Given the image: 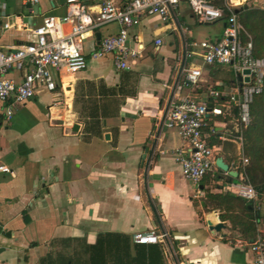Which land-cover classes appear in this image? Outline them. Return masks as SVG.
<instances>
[{
    "label": "crops",
    "instance_id": "0c3cea01",
    "mask_svg": "<svg viewBox=\"0 0 264 264\" xmlns=\"http://www.w3.org/2000/svg\"><path fill=\"white\" fill-rule=\"evenodd\" d=\"M66 1L0 0V50L34 41L44 16L66 14ZM224 27L225 20L199 22L182 0L167 20L143 14L130 28L128 43L143 46L130 70H117L109 56L89 58L84 70L59 73L55 92L15 105L11 118L0 102V165L12 171L0 172V264L250 263L249 242L220 209L203 206L208 193L239 196L245 185L238 110L225 97L223 114L210 115L204 128L216 159L238 175L216 167L198 185L183 176L174 150L185 143L166 126L172 102L209 101V89L228 93L238 84L230 66L204 63L194 46L218 41ZM118 30L116 23L97 28L85 53ZM193 67L201 70L197 85L185 80ZM22 76L8 74L16 82ZM219 221L223 229H209ZM256 225V238L264 236V220ZM150 230L167 236L133 240Z\"/></svg>",
    "mask_w": 264,
    "mask_h": 264
},
{
    "label": "built area",
    "instance_id": "2783aa9c",
    "mask_svg": "<svg viewBox=\"0 0 264 264\" xmlns=\"http://www.w3.org/2000/svg\"><path fill=\"white\" fill-rule=\"evenodd\" d=\"M37 1V0H33ZM182 0H128L119 5L116 0H67L64 16L47 15L41 25L33 30L35 40L20 45L10 51L0 50V102L7 104L5 115L11 118L14 107L40 92H55L57 75L61 72L74 74L88 66L89 58L111 57L114 67L130 70L137 59L142 57L143 46L128 43L130 28L139 23L143 14L157 15L162 20L170 18L171 13ZM201 23H212L225 18L222 37L218 41L203 40L194 43L200 49L198 55L206 64L228 65L236 75L249 76V82L238 81L231 92L223 93L211 88L209 101H201L185 96L172 102L166 113V126L176 130L184 146L174 150L183 176L198 185L215 168L214 148L203 131L210 115L223 114L221 102L224 98L238 110V127L243 133L250 124V106L263 91L264 57L253 55L251 39L243 40L245 28L238 21L234 9L246 0H185ZM227 11L229 14H227ZM116 23V34L101 38L92 51L85 53L83 42L94 31L106 24ZM69 24L65 30L64 25ZM7 27L8 24H5ZM157 45L161 43L158 40ZM249 69V74L243 70ZM23 71L21 81L9 78L10 71ZM201 70L193 67L185 75L187 84L197 85ZM59 103V100H54ZM211 105V106H210ZM242 164L248 163L242 147ZM0 172L12 173L6 165H0ZM245 184V183H244ZM239 196L253 202L256 191L250 185H241ZM167 234L155 230L137 232L133 240L141 244H154ZM253 258L249 264H264V238L257 237L251 244Z\"/></svg>",
    "mask_w": 264,
    "mask_h": 264
},
{
    "label": "trees",
    "instance_id": "16d2710c",
    "mask_svg": "<svg viewBox=\"0 0 264 264\" xmlns=\"http://www.w3.org/2000/svg\"><path fill=\"white\" fill-rule=\"evenodd\" d=\"M234 12L246 31L242 39H251L255 57H264V8L242 6L238 11L234 9ZM208 121L209 118L206 124ZM210 130L214 131V127ZM244 154L248 163L242 165L240 171L244 175V183L250 185L257 193L255 202L231 193H208L203 206L206 210L220 209L223 212L221 218L230 219L233 230L239 231L243 239L251 244L257 236L256 222L264 220V213L260 210L264 205V86L250 106V124L244 132ZM208 202L211 203L210 207ZM250 203L252 208L249 207ZM256 204L259 206L258 210L254 208Z\"/></svg>",
    "mask_w": 264,
    "mask_h": 264
},
{
    "label": "water",
    "instance_id": "95a60500",
    "mask_svg": "<svg viewBox=\"0 0 264 264\" xmlns=\"http://www.w3.org/2000/svg\"><path fill=\"white\" fill-rule=\"evenodd\" d=\"M98 37H100V35H98ZM249 73H250L249 69L243 70V74H249ZM237 78L239 81L243 80V82H249V80H250L249 76L242 77L241 75H238ZM76 128H77V125H76ZM215 165L217 168H219L222 171L227 172L231 176H237L238 175V173L236 171L234 172V171L230 170L229 165L227 163H225L223 161V158L220 156L217 157V159L215 160ZM249 207L252 208L251 203L249 204ZM208 225H209V229H213L217 232H219L221 229H223L225 227L224 223L221 221H219L216 224H212L211 222H208Z\"/></svg>",
    "mask_w": 264,
    "mask_h": 264
},
{
    "label": "rangeland",
    "instance_id": "374dc122",
    "mask_svg": "<svg viewBox=\"0 0 264 264\" xmlns=\"http://www.w3.org/2000/svg\"><path fill=\"white\" fill-rule=\"evenodd\" d=\"M247 2L248 7L264 8V0H248ZM227 69L229 68L227 67ZM261 212H263V210H261ZM261 237L264 238V236Z\"/></svg>",
    "mask_w": 264,
    "mask_h": 264
}]
</instances>
